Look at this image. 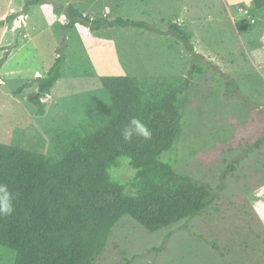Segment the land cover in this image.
Returning a JSON list of instances; mask_svg holds the SVG:
<instances>
[{"label": "rangeland", "instance_id": "1", "mask_svg": "<svg viewBox=\"0 0 264 264\" xmlns=\"http://www.w3.org/2000/svg\"><path fill=\"white\" fill-rule=\"evenodd\" d=\"M27 1L0 0V19L18 14L0 27V60L8 55L0 69V141L53 154L62 118L77 123L86 116L70 107L101 88L103 75L191 83L184 135L163 157L211 184L215 201L202 215L156 232L124 216L94 264H264V8L252 0H41L27 9ZM70 4L91 18L122 16L147 25L92 31L78 23L63 32ZM252 18L249 30L238 28ZM21 20L27 26L15 45L12 24ZM175 22L191 33L194 52L170 31ZM58 54L67 58L66 77L42 98L47 111L39 115L29 98L36 82L13 90L45 76ZM89 70L95 74L85 75ZM114 174L128 181L135 170L127 162ZM0 264H11L1 249Z\"/></svg>", "mask_w": 264, "mask_h": 264}, {"label": "trees", "instance_id": "2", "mask_svg": "<svg viewBox=\"0 0 264 264\" xmlns=\"http://www.w3.org/2000/svg\"><path fill=\"white\" fill-rule=\"evenodd\" d=\"M40 2L28 0L26 8ZM252 2L264 8V0ZM67 13L63 32L74 31L78 23L92 31L147 25L122 16L91 18L72 4ZM17 16L0 19V27ZM254 21L244 19L237 26L249 30ZM170 31L194 52L191 33L182 24H171ZM7 56L0 60V69ZM66 63V56L58 54L45 76L22 83L13 93L36 82L38 90L29 98L37 113L45 115L47 102L42 98L66 77ZM194 68L202 71L199 65ZM100 80L101 88L78 96L79 105L70 107L86 110V116L77 123L67 115L62 118L64 125L52 138L53 154L0 141V208L11 209L0 211V249L10 254L11 264H94L124 216L156 232L202 215L216 199L211 184L178 172L163 157L184 135L188 78L151 82L134 75H103ZM133 117L148 126L150 139L135 134L131 141L123 139V129ZM127 162L135 174L123 181L114 170Z\"/></svg>", "mask_w": 264, "mask_h": 264}, {"label": "clouds", "instance_id": "3", "mask_svg": "<svg viewBox=\"0 0 264 264\" xmlns=\"http://www.w3.org/2000/svg\"><path fill=\"white\" fill-rule=\"evenodd\" d=\"M19 23V22H18ZM21 25V22L19 25L17 24L16 27H19ZM143 137V139L148 140L152 136L151 130L148 128V126L141 121L139 118L133 117L129 124L126 125L123 129L122 136L125 141H131L133 138V135ZM11 209L7 206L4 208H0V211L8 212Z\"/></svg>", "mask_w": 264, "mask_h": 264}, {"label": "water", "instance_id": "4", "mask_svg": "<svg viewBox=\"0 0 264 264\" xmlns=\"http://www.w3.org/2000/svg\"><path fill=\"white\" fill-rule=\"evenodd\" d=\"M183 9H185V4H183ZM24 29H25V24H24V22L22 21V22H21V25L15 29V34H16V36H17V41H16L15 45L18 43V37H19L21 31H23ZM9 48H10V47H9ZM38 97H39V93L36 94V98H38Z\"/></svg>", "mask_w": 264, "mask_h": 264}, {"label": "crops", "instance_id": "5", "mask_svg": "<svg viewBox=\"0 0 264 264\" xmlns=\"http://www.w3.org/2000/svg\"><path fill=\"white\" fill-rule=\"evenodd\" d=\"M22 21H23V20H21L20 22H22ZM23 22H24V21H23ZM24 24H25V28H26V26H27V25H26L27 22H24ZM12 26L16 28V24H15V26H14V24H12Z\"/></svg>", "mask_w": 264, "mask_h": 264}, {"label": "built area", "instance_id": "6", "mask_svg": "<svg viewBox=\"0 0 264 264\" xmlns=\"http://www.w3.org/2000/svg\"><path fill=\"white\" fill-rule=\"evenodd\" d=\"M18 25H19V23H18Z\"/></svg>", "mask_w": 264, "mask_h": 264}, {"label": "bare ground", "instance_id": "7", "mask_svg": "<svg viewBox=\"0 0 264 264\" xmlns=\"http://www.w3.org/2000/svg\"><path fill=\"white\" fill-rule=\"evenodd\" d=\"M20 23V22H19Z\"/></svg>", "mask_w": 264, "mask_h": 264}]
</instances>
